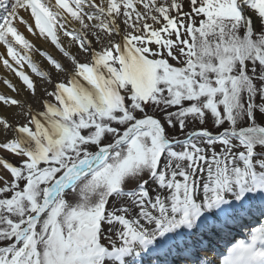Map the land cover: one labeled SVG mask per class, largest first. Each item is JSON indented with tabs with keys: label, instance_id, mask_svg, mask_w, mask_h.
<instances>
[{
	"label": "snow or ice",
	"instance_id": "1",
	"mask_svg": "<svg viewBox=\"0 0 264 264\" xmlns=\"http://www.w3.org/2000/svg\"><path fill=\"white\" fill-rule=\"evenodd\" d=\"M0 48V264H264V0H0Z\"/></svg>",
	"mask_w": 264,
	"mask_h": 264
},
{
	"label": "bare ground",
	"instance_id": "2",
	"mask_svg": "<svg viewBox=\"0 0 264 264\" xmlns=\"http://www.w3.org/2000/svg\"><path fill=\"white\" fill-rule=\"evenodd\" d=\"M24 29L23 28H21V31H23ZM26 35H27V33H25ZM31 38V37H30ZM36 43H39V41H36ZM0 51H3V49L2 48H0ZM3 75V72H2V70H0V76H2Z\"/></svg>",
	"mask_w": 264,
	"mask_h": 264
}]
</instances>
